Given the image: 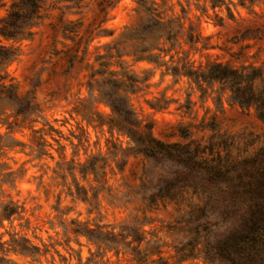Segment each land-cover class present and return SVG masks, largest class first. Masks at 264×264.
Listing matches in <instances>:
<instances>
[{
	"label": "clouds",
	"instance_id": "9594fccd",
	"mask_svg": "<svg viewBox=\"0 0 264 264\" xmlns=\"http://www.w3.org/2000/svg\"><path fill=\"white\" fill-rule=\"evenodd\" d=\"M0 264H264V0H0Z\"/></svg>",
	"mask_w": 264,
	"mask_h": 264
}]
</instances>
